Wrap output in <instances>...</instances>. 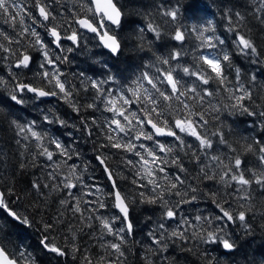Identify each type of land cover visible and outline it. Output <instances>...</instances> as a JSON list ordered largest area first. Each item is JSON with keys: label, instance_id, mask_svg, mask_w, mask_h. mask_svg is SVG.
Instances as JSON below:
<instances>
[{"label": "trees", "instance_id": "1", "mask_svg": "<svg viewBox=\"0 0 264 264\" xmlns=\"http://www.w3.org/2000/svg\"><path fill=\"white\" fill-rule=\"evenodd\" d=\"M41 2L48 5L49 10L56 17L55 20L43 21L38 16L36 0H16L23 11L16 16L15 22L9 14H0V33L12 40L9 43V40L4 39V35H0V44L14 53L10 54L0 49V80L6 82L0 85V192L4 194L12 210L22 217H28L31 221L30 226L14 222L0 209V243L10 254L18 256L20 251L30 253L33 264H87L85 256L91 260L92 264H101L100 257H107V251L100 246L103 242L99 239L101 234L99 222L87 219L92 214L90 209L97 206L82 202L83 216L80 213L73 215L71 211L63 209L60 205V201L68 197L67 190L52 191L51 188L43 187L44 184H56L69 172V168L62 165L60 175L53 180L49 173L54 171V166H48L51 162L47 161L46 157L36 155L40 151L37 147L38 142L31 138L23 139L24 134L17 135L18 129L12 123L15 120L21 125H27L35 121V130L46 137L43 141L45 146H49L48 141L52 138L59 139L65 146H70L73 150V159L68 161V164H75L78 167L87 185L93 183L103 189V202L107 206L105 211L99 209L97 213L103 216L111 209L114 210V197L109 195L110 192L114 193L112 181L108 179L104 170L105 165L100 164L97 156L105 158V164L112 171L118 190L127 197L130 205L129 218L133 223L134 234L127 236L126 243L121 246L125 253V256L121 257L124 264H146L145 257L152 264H264V195H261L255 186L251 201H232V207L237 211L246 210L249 206L252 209L247 215V223L251 225L249 230L246 231L239 220L235 223L228 222L224 226V232L221 235L226 234L234 242L233 250L225 251L221 244L204 243L198 238L193 239L192 229H189V239L186 241L166 238L164 243L168 245L167 251H160L159 246L152 244L149 233L153 229H158L162 209L158 204L142 202L140 193L145 192L146 195H151V186L139 187V184H147L146 180H139L136 175L140 167L139 157L133 152L122 149L101 147L109 143L104 135L107 128L103 127L109 113L104 110L103 103L94 101L96 90L91 88L87 80L91 78L107 81L109 76H114L115 82H109L104 87L115 90H121L127 86L134 87L133 81L143 71H154V69H145L146 63H155L156 55H167L173 48L181 47L179 42L171 39L169 35V32H174L175 26L163 25V20L167 18L160 14L161 5L166 8H178V23L187 25L189 28L211 21L215 32H208L206 35L219 36L225 41L219 48L228 51L232 58V68L227 69L226 74L235 84V69H240V82L252 92L251 100H245L243 103L250 111L256 113V115H249L241 109L232 108L231 104L234 101L227 100L228 93L218 94L213 103L217 104L221 111L208 113V130L211 132L216 126H222L225 138L236 151L229 153L227 147L219 144L213 151L218 155L224 154L225 160L227 155L240 154L246 164L251 162L255 165L256 156L245 152L248 144L258 148L256 141L264 143V117L259 115L260 111L264 110V25L255 19L254 0H114L122 12L119 27L110 28L111 34L115 35L120 42L119 52L114 57L100 48L94 35L83 34L74 23H70L73 18L71 10L80 13L79 0H59V3L56 0H41ZM226 12L231 13V25ZM236 12H240L245 19L237 20ZM13 14L15 15L14 12ZM21 18L24 21L23 26L20 24ZM33 18L36 19V23H33ZM150 22L163 25L159 39L147 30ZM56 25L60 26L59 31L62 37L70 35L73 29H76L80 36L78 44L62 38L61 47L52 46L49 54L53 60L57 56L61 58L57 62L61 73L60 79L66 82V87L72 91L71 99L79 108V112L74 111L73 107L65 102L62 94L49 96L48 100L42 101L25 90L23 93H15L18 98L24 100L23 104H17L11 99L15 85L21 82L46 91L58 92V89H53V86L43 78L42 73L45 67L42 68L41 64H44L45 59L35 42L36 38L31 35V30L34 28L39 33L40 39L42 38L46 45H51L48 28ZM23 27H27L29 32L21 37L19 33L22 32ZM229 27L238 28L239 31L250 36L257 46L259 57L250 54L242 55L233 44L234 33L228 31ZM65 41L68 42L67 46L72 51L65 52ZM198 43L195 33L186 35L183 48L189 54L182 58V63L192 62L191 53ZM219 48L200 51L219 54ZM22 54L30 57L27 68L15 67L17 59L22 58ZM81 73L84 75L82 76ZM211 87L215 89L217 86L213 83ZM94 102L97 104L96 108L87 107ZM225 104L228 105L227 108L224 107ZM130 107L133 110L137 108L136 105ZM45 116L55 122L49 123L44 119ZM215 116H219V120H215ZM82 119L87 121L91 135L81 124ZM60 120L65 121L67 126L61 125ZM94 120L96 123H93ZM146 131L149 130L146 129ZM28 135L30 137V134ZM120 135L124 140L128 139L123 134ZM180 135L183 136L182 133ZM184 139L187 143H196L191 137H184ZM155 141L167 145L176 143L173 137L168 136H154V141L133 142L137 146L143 143L148 148L155 149L158 156L169 161L179 155L184 167L188 170L187 175L184 173L180 175L193 186H199L201 189L197 201L181 205L175 221H164L168 231L180 222L181 216L194 220L197 215L207 217L219 214V209L216 208L208 193L218 188L223 191L222 185L212 180L197 179L200 175L199 166L195 163L191 151L185 154V150H174L172 154L165 157L164 153L158 151ZM54 147L51 145L50 149ZM136 151L144 154V150L139 147ZM76 153H79V156ZM54 159L59 163L65 158L55 155ZM128 161L133 163L129 164ZM22 164L24 167H21ZM166 171L169 174L178 173L177 167L171 163L166 166ZM134 180L137 183H134ZM34 181L41 185L40 191L43 195H39L32 187ZM9 190H12L13 194H9ZM72 191L76 197H82L83 201L94 199L92 196L83 195L85 191L79 186ZM172 199L175 201L178 198ZM69 200L72 204L76 202L71 198ZM239 203H243L245 208L240 209ZM58 215L62 223L50 231H45L44 222H51ZM214 223L223 225V222ZM89 224L93 227H89ZM204 226L207 227V224L205 223ZM159 231L161 230H157L156 235H159ZM200 234L206 238V232ZM45 237L49 244L63 249L65 255L47 252L41 243ZM108 239L115 242L113 237ZM74 248L78 251H74ZM149 248L152 251H149ZM111 258L115 259V255ZM20 264H27V261L21 259Z\"/></svg>", "mask_w": 264, "mask_h": 264}, {"label": "snow or ice", "instance_id": "2", "mask_svg": "<svg viewBox=\"0 0 264 264\" xmlns=\"http://www.w3.org/2000/svg\"><path fill=\"white\" fill-rule=\"evenodd\" d=\"M56 2L59 3V0H56ZM35 7L38 9L39 17L43 21L55 20L56 17L49 10L48 5L42 3L41 0H36ZM79 7L80 13L71 10L73 18L70 23H74L79 28L94 33L104 48L109 49L113 54L117 53L120 49V42L115 35L111 34L109 25L119 27L122 12L114 0H79ZM160 9L161 16L167 18L163 20V25L175 26L174 32H169V35L171 39L179 42L180 48H173L167 55H156L155 63H146L145 69H154V71H143L133 81L134 87L127 86L117 91L104 87L109 82H115L114 76H109L107 81H97L87 78L91 88L96 90L94 101H100L104 104V110L112 113L111 119L106 118L103 125V127L107 128V132L104 135L109 143L101 145V147L122 149L127 152H133L139 157L138 163L140 167L137 169L136 175L139 180L147 181V184H139V187L151 186V195H146L145 192L140 193L142 202L158 204L162 209L158 229H153L149 233L152 244L159 246L160 251H167L168 245L164 243L166 238L188 240L189 229H192L191 236L193 239L198 238L204 243H218L225 250L231 251L235 248V244L226 234L221 235L224 232V226L228 222L235 223L239 220L241 226L246 231L249 230L251 225L247 223V215L252 211L251 206L246 210L237 211L232 207V201H251L253 199L254 186L259 189L261 195H264V143L256 141V144L259 145L258 148H254L253 144H248L245 148V152L253 153L256 156L257 163L255 165H252L251 162L246 164L240 154L235 156L227 155V160H225L224 154L218 155L213 151L216 145H224L229 149V153L235 152L236 149L225 138L222 126H216L214 131L209 132L207 115L209 112L219 113L221 111V108L213 103L215 97L221 92L228 93V101H234L231 104L232 108L241 109L249 115H256L255 112L250 111L243 103L245 100H251L252 92L240 82L241 73L239 68L235 69V84L232 83L226 74V70L232 68V58L228 51L219 48L220 45H224L225 43L223 39L219 36L206 35L208 32H215L211 21H208L207 24L193 25L189 28L187 25L178 23V8H166L161 5ZM22 11L23 9L17 5L16 0H0V14H9L13 22H15L16 16ZM253 12L256 14L255 19L261 25H264V0H254ZM25 14L28 15L29 13ZM226 16L231 25V13L226 12ZM235 16L239 21L245 19L240 12H236ZM36 22V19L33 18V23ZM20 24L21 26L24 24L22 18ZM163 25L150 22L147 30L154 33L157 39H159L162 35ZM59 27V25H56L48 28L49 35L53 38V43H55L57 48L61 47L60 41L62 38L70 40L73 44H78L80 36L76 29H73L70 35L62 37ZM228 31L234 33L233 44L242 55L247 56L250 54L254 57H259L260 53L250 36L242 33L235 27H229ZM28 32L29 29L23 27L19 35L23 37ZM189 33H195L199 43L192 50V62L182 63V58L189 54L183 48L186 35ZM0 35L4 34L0 33ZM31 35L36 38L35 42L40 45L41 49L47 48V45L43 43L39 37V33L34 28L31 30ZM4 39L9 40V43L12 42L11 38L7 35H4ZM16 43H19V41H16ZM218 48L219 54L217 52L200 51L201 49ZM0 49L14 54L11 53V49L4 47L3 44H0ZM68 51H72V49L69 48ZM44 57L46 63L51 65L52 68L50 71L45 70L42 73L43 78L53 86V89H58L59 91H46L43 88L33 87L21 82L15 85L11 99L17 104H23L24 100L18 98L15 93H23L25 90L34 93L37 97L58 96L62 94L65 102L69 103L74 111L79 112V108L72 102V91L66 87V82L60 79L61 73L57 67V62L61 58L57 56L53 60L46 50L44 51ZM29 62L30 57L22 54V58L17 59L15 67L27 68ZM41 67L43 68L44 64H41ZM81 75L83 76L84 74L81 73ZM253 80H255V76H253ZM5 83V81L0 80V85ZM213 83L217 86L215 89L211 87ZM131 105H136V110H133L130 107ZM87 107L96 108L97 104L95 102L90 103ZM224 107L227 108L228 105L225 104ZM259 115L264 117V110L260 111ZM44 119L49 123L55 122L50 120L48 116H45ZM214 119L219 120V116H215ZM59 122L61 125L67 126L65 121L60 120ZM12 123L18 129L17 135L24 134L23 139L28 140L31 138L38 142L37 147L40 151L36 155L46 157L47 161L51 162L48 166H54V171L49 173V176L53 180H56L60 175L62 165L69 168V172L63 175L62 179H59L56 184L43 185L45 188H51L52 191L67 190L68 197L60 201L63 209L71 211L73 215L80 213L83 216L82 202L97 206L90 209L92 214L87 219L99 222L101 233L99 239L103 241L100 246L107 251V257H100L101 264H124L121 257H124L125 253L121 246L126 243L127 236L134 234L133 223L129 218L130 205L127 202V197L122 195L118 190L112 171L105 164V158L97 156L100 164L105 165L104 170L108 175V179L112 181L114 193L110 192L109 195L114 197L113 207L120 214L118 216L114 215L111 218L97 214L99 209L107 206L102 200L83 201L82 197L74 195L72 190L78 186L81 189H88L83 192V195L91 196L94 193L91 191L93 186L87 185L83 181L78 167L75 164H68V161L73 159V150L70 146H65L56 138L49 139V146H45L43 141L46 137L35 130V121H31L27 125H21L15 120ZM93 123H96V121L94 120ZM81 124L91 135V129L87 121L82 119ZM147 128H150L151 131H146ZM181 133L183 136L180 135ZM28 134H30V137ZM120 134L128 137V139L124 140ZM154 136L174 138L176 143L173 145L155 141L158 151L164 153L165 157L172 154L174 150H185V154L191 151L195 163L199 166L200 175L197 179L212 180L222 185L223 191L218 188L208 193L216 208L219 209V214L207 217L197 215L194 217V220L193 218L181 216L180 222L171 231H168L164 221H175L179 215L181 205L197 201L201 189L199 186H193L184 176L180 175V173L187 175L188 170L184 167L179 155L174 156L169 161L158 156L155 149L148 148L143 143L137 146L133 142L140 140L154 141ZM184 137H191L196 143H187ZM51 145L55 146L54 149H50ZM137 147L143 149L144 154L136 151ZM55 155H60L65 159L58 163L54 159ZM76 155L79 156V153H76ZM128 163L132 164L133 162L128 161ZM169 163L177 167L178 173L169 174L166 171V166ZM21 167H24V165L22 164ZM218 169L219 171H217ZM133 182L137 183L135 180ZM32 187L36 189L39 195H43L40 191L41 185L38 182L34 181ZM101 191L99 187H96V192ZM9 194H13L12 190H9ZM173 197L178 199L173 201ZM69 198L75 200V204L70 203ZM0 208L20 224L31 225L28 217H22L9 207V203L2 192H0ZM239 208L244 209V204L239 203ZM117 220L122 224L118 229L114 227ZM214 222H223V225ZM60 223L62 221L58 215L51 222H44V230L50 231ZM205 223L207 227L204 226ZM197 225H199V229H197ZM88 226L93 227L92 224ZM157 230H161L159 231V235H156ZM202 232H206V238L200 234ZM109 235L115 237L118 242L105 240L104 237ZM41 243L49 251L60 256L65 255L63 249L54 244H49L47 237ZM73 250L78 251L77 248ZM148 250L152 251L151 248ZM113 255H115V259L111 258ZM21 259L26 260L27 264H33L30 253L20 251L18 256L10 254L6 247L0 243V264H20ZM145 259L146 264H152L151 261L147 260V257ZM85 260L87 264H92L87 256H85Z\"/></svg>", "mask_w": 264, "mask_h": 264}, {"label": "rangeland", "instance_id": "3", "mask_svg": "<svg viewBox=\"0 0 264 264\" xmlns=\"http://www.w3.org/2000/svg\"><path fill=\"white\" fill-rule=\"evenodd\" d=\"M41 40L43 41V39L41 38ZM52 42V43H51ZM43 43L45 44V42L43 41ZM50 44L51 45H47V48L46 49H41V47H40V45L38 44V48L41 50V52H42V56H43V58L45 59V57H44V51L46 50V51H48L49 52V54H50V52L52 51V46H54L53 45V41H52V39L50 38ZM67 44H68V42L67 41H65V43H64V45H65V52H68V49L70 48L69 46H67ZM46 45V44H45ZM54 53V52H53ZM55 54V53H54ZM44 63V70H51V68H52V66L51 65H48L47 63H46V61H44L43 62ZM54 83V82H53ZM59 91V90H58ZM117 91H119V90H117ZM62 96V95H61ZM63 97V96H62ZM106 112H108V111H106ZM109 113V115L106 117L107 119H111V117H112V113L111 112H108ZM86 184V183H85ZM89 185H91V186H93L92 188H91V191L94 193V195H91L93 198V200H97V199H99V200H102L103 201V195H104V191H103V189L101 188V187H99V186H97V185H93V183H91V184H89ZM96 187H99L102 191L101 192H96ZM84 191H87L88 189H83ZM101 210H103V211H105L106 210V208H103V209H101ZM99 215H102V214H99ZM118 216V214H117V212L115 211V208H114V210H112L111 209V211H108L107 213H105L104 214V216L105 217H108V218H111L112 216ZM122 226V224H121V222L119 221V220H117L116 222H115V225H114V227L115 228H120ZM108 237H113V236H105L104 237V239L105 240H107V241H109V239H108ZM114 239H115V237H113ZM103 242V241H102ZM115 242H118L116 239H115Z\"/></svg>", "mask_w": 264, "mask_h": 264}, {"label": "water", "instance_id": "4", "mask_svg": "<svg viewBox=\"0 0 264 264\" xmlns=\"http://www.w3.org/2000/svg\"><path fill=\"white\" fill-rule=\"evenodd\" d=\"M37 14H38V16H39V13H38V10H37ZM110 27H112V28H117V26L116 25H109ZM76 27H77V29L79 30V31H81L82 33H84V34H87V35H95L94 33H91V32H88V31H86L85 29H81V28H79V26L78 25H76ZM97 38V43H98V45L100 46V48L104 51V52H106V53H108L109 55H111V56H116V54L119 52H117V53H115V54H113L109 49H107V48H104L103 47V45L101 44V42H100V40H99V38L98 37H96ZM51 39H52V41H53V38L51 37ZM53 45H54V47L55 48H57L56 47V45H55V43H53ZM28 93H30V94H32L36 99H38V100H42V101H45V100H48L50 97L49 96H45V97H37L34 93H32V92H28ZM149 131H151V129L150 128H147ZM7 216H8V214L2 209V208H0ZM116 210V212H117V214L118 215H120L119 214V212H118V210L117 209H115ZM12 221H14V222H18V221H15V220H13L12 219V217H10V216H8ZM44 249L47 251V252H51V251H49L47 248H45L44 247ZM224 249V248H223ZM225 250V249H224ZM225 251H228V250H225ZM51 253H54V252H51Z\"/></svg>", "mask_w": 264, "mask_h": 264}]
</instances>
